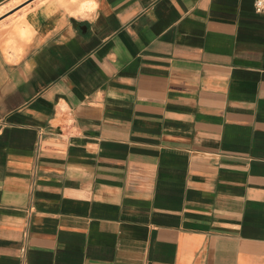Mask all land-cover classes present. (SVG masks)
<instances>
[{"label":"crops","instance_id":"obj_1","mask_svg":"<svg viewBox=\"0 0 264 264\" xmlns=\"http://www.w3.org/2000/svg\"><path fill=\"white\" fill-rule=\"evenodd\" d=\"M255 0H0V264H264Z\"/></svg>","mask_w":264,"mask_h":264},{"label":"built area","instance_id":"obj_2","mask_svg":"<svg viewBox=\"0 0 264 264\" xmlns=\"http://www.w3.org/2000/svg\"><path fill=\"white\" fill-rule=\"evenodd\" d=\"M254 8L255 11L258 13L264 12V0H255Z\"/></svg>","mask_w":264,"mask_h":264}]
</instances>
